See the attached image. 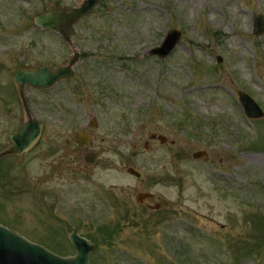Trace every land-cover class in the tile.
Wrapping results in <instances>:
<instances>
[{
  "label": "rangeland",
  "instance_id": "rangeland-1",
  "mask_svg": "<svg viewBox=\"0 0 264 264\" xmlns=\"http://www.w3.org/2000/svg\"><path fill=\"white\" fill-rule=\"evenodd\" d=\"M83 2L0 0V150L14 123L8 102L20 103L13 70L76 57L72 77L29 91L46 132L26 171L52 179L36 196L0 189V222L61 255L74 252L64 227L74 228L95 244L90 264H264V115L248 118L237 95L264 112V31L253 33L264 0H96L68 39L33 23ZM173 28L175 47L151 54ZM78 132L97 153L91 169L58 157ZM23 173L12 165L4 185ZM133 191L153 193L160 209ZM21 196L32 211L20 215Z\"/></svg>",
  "mask_w": 264,
  "mask_h": 264
},
{
  "label": "water",
  "instance_id": "water-1",
  "mask_svg": "<svg viewBox=\"0 0 264 264\" xmlns=\"http://www.w3.org/2000/svg\"><path fill=\"white\" fill-rule=\"evenodd\" d=\"M96 0H84L79 7L54 8L34 15L33 23L39 29L58 33L64 39H68L73 33V24L80 18L90 13ZM253 33L260 35L264 31V19L262 15H254ZM181 39V32L170 29L162 43L151 49L150 53L165 57L175 47ZM76 57H72L67 65L51 70L47 64H42L37 68L16 69L12 74V79L16 84L22 99L25 86H32L37 89L52 87L61 79L70 78L74 71L72 65ZM221 59H218L220 62ZM239 103L243 112L248 118L258 119L264 115L262 108L246 92H237ZM93 127L97 126L95 120L91 121ZM41 125L38 120L24 122L19 127L17 133L13 135L14 146L10 152H21L27 146L36 142L40 135ZM76 141L80 145L90 142L91 136L87 132H78L75 135ZM158 139L166 141L163 135ZM207 154L204 151L194 153L193 157L202 158ZM95 157H86L88 163H93ZM126 172L132 176L140 177V172L133 167H127ZM67 235L74 249L70 255L57 254L45 246L32 242L18 231L10 229L0 224V264H90V254L95 249V244L88 238L80 235L76 229H68Z\"/></svg>",
  "mask_w": 264,
  "mask_h": 264
},
{
  "label": "flooded vegetation",
  "instance_id": "flooded-vegetation-1",
  "mask_svg": "<svg viewBox=\"0 0 264 264\" xmlns=\"http://www.w3.org/2000/svg\"><path fill=\"white\" fill-rule=\"evenodd\" d=\"M39 66L40 65L35 66V67H23L21 69L37 68ZM16 69H19V68H16ZM16 69H14V70H16ZM14 70H13V72H14ZM51 70H54V69H51ZM13 72L11 73L10 78H11V82L13 83L14 89L17 93V96L19 98L20 103H19L18 110L16 108L17 111H14L13 107H11L12 105L9 102L7 105L8 109H9L8 114L13 115L11 120L14 123H10L9 131L7 132V144L3 145L2 149L0 150V189L2 190V192L6 191L8 193L10 191V192H13L15 194H21V195H23L24 193L27 194V192L29 194L32 191V195L36 196V190H38V188H39V186H37V183H39L40 179H46L47 177H44L42 175L41 177H37L36 179H31V177H29V175H28V171H26L27 162H28L27 158L38 147H40V145H42V142L44 140V135L46 132V127H44V123L41 122L36 115V112L33 108L34 101L29 98V91L30 90H37V88L32 87V86H25L23 89V99H22V96H21L16 84L14 83V81L12 79ZM40 90H43V89H40ZM16 93H15L14 98H12L13 99L12 102H14L15 105H17L15 102ZM36 120H38L40 125H41L40 135H39L38 139L36 140V142L30 146H27L21 152H10L12 150V147L15 145L13 140H12V137H13V135H15L17 133V131H18L19 127L22 125V123L33 122ZM75 135H76V133L72 135L73 136L72 140L74 142V146H73L74 148L69 147L68 144H69L70 140L65 139L66 145L62 149V151L64 153L63 154L58 153V157L60 159L62 157H65V160H64L65 165H69V163L73 162V161H77L78 164L81 165L83 163V161L87 162L86 157L91 158L92 156H94L95 157L94 162L89 163L90 165L88 166V168L91 169L94 166V163L97 159V153L95 151H93L92 149H88V150L84 149L86 145L78 144L76 141ZM48 152H49V150H47L46 154ZM68 158H69V160H68ZM12 165H14V166L19 165L20 167H22L23 171H24L23 174H26V175L24 178L21 177V178L12 179L14 182H15V180L18 181V183L14 184L12 186V188L9 189V187L4 185V184L8 183L7 180H9V179H3L2 172L3 171L6 172L7 170H9V168H11ZM71 171L73 173L83 172L81 169V166H78L77 168L72 167ZM47 179H52V178H51V176H49ZM75 179H77V178H75ZM133 195L135 196L136 202L142 206H145L147 209L153 210V211L160 209L159 203L153 202L155 199V196L153 193L148 192V191H140V192L133 191ZM20 200H25V203L26 202L29 203L28 207H26L25 204L20 203L19 202ZM20 200L18 201V203L16 205L14 204L13 210H17L20 213V215L22 213L21 211L26 210V212H28V213H29V211H32L31 210L32 209L31 200H28V196H21ZM11 220H12V224L15 227H18V226H16L18 224L16 219L13 218ZM19 222H20L19 225L25 223L24 220L20 221V219H19ZM0 224L6 226L8 228H12L9 224H5L2 222H0ZM12 229L18 231L15 228H12ZM64 229H65V233L67 234V230L72 229V228L64 227ZM18 232L20 234H22L20 231H18ZM23 236L26 237L25 235H23ZM67 237H68V235H67ZM27 239H29V238H27Z\"/></svg>",
  "mask_w": 264,
  "mask_h": 264
},
{
  "label": "trees",
  "instance_id": "trees-1",
  "mask_svg": "<svg viewBox=\"0 0 264 264\" xmlns=\"http://www.w3.org/2000/svg\"><path fill=\"white\" fill-rule=\"evenodd\" d=\"M253 148H255V147H253Z\"/></svg>",
  "mask_w": 264,
  "mask_h": 264
},
{
  "label": "bare ground",
  "instance_id": "bare-ground-1",
  "mask_svg": "<svg viewBox=\"0 0 264 264\" xmlns=\"http://www.w3.org/2000/svg\"><path fill=\"white\" fill-rule=\"evenodd\" d=\"M81 1V0H80Z\"/></svg>",
  "mask_w": 264,
  "mask_h": 264
}]
</instances>
